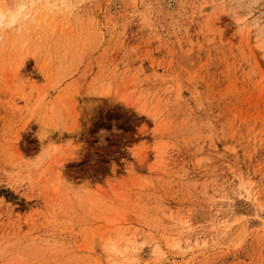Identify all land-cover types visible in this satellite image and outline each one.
Segmentation results:
<instances>
[{"label": "rangeland", "instance_id": "1", "mask_svg": "<svg viewBox=\"0 0 264 264\" xmlns=\"http://www.w3.org/2000/svg\"><path fill=\"white\" fill-rule=\"evenodd\" d=\"M0 6V264H264V0Z\"/></svg>", "mask_w": 264, "mask_h": 264}, {"label": "bare ground", "instance_id": "2", "mask_svg": "<svg viewBox=\"0 0 264 264\" xmlns=\"http://www.w3.org/2000/svg\"><path fill=\"white\" fill-rule=\"evenodd\" d=\"M5 6H7V5H5ZM23 6H24V5H20V6H19L20 9H22ZM9 7H10V6H9ZM2 8H3V7H2ZM2 8H1V6H0V24H2V23H4L5 21H7V17H8V16L10 17V18L8 17V18L10 19V20H8L9 23H10V22H13V23H14V22L16 21V19L18 18V15H19V13H20V11H19L20 9L18 8L19 10H17V9H16V10H12L14 7H13L12 9H11V7H10V9H11L12 11L9 9L10 12L8 11L9 14L7 15V12H6V11H7L8 9H6V7H4L3 9H6V11H5V10H3ZM7 8H8V7H7ZM14 9H15V8H14ZM1 26H2V25H1ZM50 93H51V92H50ZM45 94H47V93H45ZM46 96H48V95L43 96V98H45ZM43 98H41L42 101H40V105H39V107H36L35 109H39V108L41 109V108H42V107H41V102H42V103L44 102V101H43V100H44ZM41 99H40V100H41ZM46 101H47V100H46ZM46 101H45V102H46ZM43 104H44V103H43ZM35 111H36V110H35ZM37 111H41V110H37ZM37 111L35 112L36 114L38 113ZM115 247H116V246H114V247L112 248V250H114V252L118 253L117 251H119V252L122 251V250H119V249L117 250ZM116 253H115L114 255H116ZM114 264H115V263H114Z\"/></svg>", "mask_w": 264, "mask_h": 264}]
</instances>
